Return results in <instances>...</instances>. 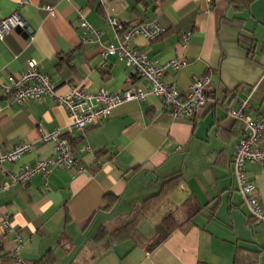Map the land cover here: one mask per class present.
<instances>
[{"label":"crops","instance_id":"1","mask_svg":"<svg viewBox=\"0 0 264 264\" xmlns=\"http://www.w3.org/2000/svg\"><path fill=\"white\" fill-rule=\"evenodd\" d=\"M20 1L0 0V20L17 11L26 23L0 39L3 76L34 60L58 94L74 85L113 93L143 85L116 56L99 66L102 47L116 42L107 21L113 17L125 27L151 21L164 27L150 41L135 36L128 48L159 65L186 59L163 75L180 92L204 73L211 84L209 101L191 120L171 119L162 100L147 94L81 132L68 129L67 111L53 98L9 102L0 88V148L33 146L2 166L0 182L50 157L53 145L40 137L57 129L84 167L55 168L46 179L34 175L0 190V220L9 212L23 238L19 258L27 264H264V221L249 214L232 173L242 125L226 112L249 98L246 114H264V0L240 9L229 0ZM80 17L98 35L81 27ZM245 170L264 207V163L247 162ZM14 247L0 223V264H24L12 256Z\"/></svg>","mask_w":264,"mask_h":264},{"label":"built area","instance_id":"2","mask_svg":"<svg viewBox=\"0 0 264 264\" xmlns=\"http://www.w3.org/2000/svg\"><path fill=\"white\" fill-rule=\"evenodd\" d=\"M27 0H21L22 4ZM53 12L51 7H46ZM107 21L115 32L116 42L107 43L100 52V67L106 64L108 56H116L123 61L126 67L131 68L143 81V85H128L118 93L100 88L90 92L81 85H74L64 94L56 92V83L49 76L39 70L34 60H27L26 69L17 74H0V88L9 102H23L28 99L41 101L44 97L53 98L68 114L69 126L72 131H83L87 126L100 122L112 114L117 106L131 100H143L147 94L159 97L168 114L173 120H191L205 107L209 101L208 88L211 84L210 76L206 73L195 77L189 89L182 93L173 83L166 82L163 78L167 68L179 70L187 64L182 57H174L164 64H156L146 54L137 49L128 48L132 39L141 35L147 40H153L161 35L165 29L157 21L141 22L125 27L119 20L108 17ZM80 26L85 30L95 33L90 24L80 17ZM26 23L21 15L14 11L0 20V39L13 30H25ZM189 33L181 36V45L185 46ZM86 40V39H85ZM249 108V98L242 99L237 109H228L227 115L242 124V136L235 143L232 151V173L249 214L264 221V207L257 198L255 184L246 176L245 164L247 162L264 163V114L252 118L246 114ZM42 142H51L53 154L47 158L35 159L30 164H25L18 172L9 174V179L0 182V190H7L16 184H24L34 175L47 178L55 168H76L84 171L78 164L77 158L72 153L69 142L60 130L43 132L40 137ZM31 143L21 142L10 148H0V169L5 163H13L22 155L32 150ZM1 226L6 232L13 235L15 247L12 256L19 263L27 264L19 258L22 247V235L19 228L11 223L9 212L1 213Z\"/></svg>","mask_w":264,"mask_h":264},{"label":"trees","instance_id":"3","mask_svg":"<svg viewBox=\"0 0 264 264\" xmlns=\"http://www.w3.org/2000/svg\"><path fill=\"white\" fill-rule=\"evenodd\" d=\"M229 1H233V3H237V7L240 9V8H244L246 6L249 5V3H251L253 0H229ZM240 5V6H238ZM232 120H234L233 118H231ZM237 121V120H236ZM242 125V124H241ZM243 134V132H242ZM242 136V135H241ZM240 136V137H241ZM107 196H109V194H106L105 197L108 198ZM196 212V211H195ZM164 236V235H162ZM162 237H158L156 241H154L151 246H154L156 243H158L160 240H161Z\"/></svg>","mask_w":264,"mask_h":264}]
</instances>
